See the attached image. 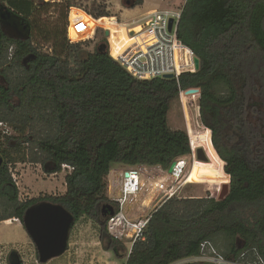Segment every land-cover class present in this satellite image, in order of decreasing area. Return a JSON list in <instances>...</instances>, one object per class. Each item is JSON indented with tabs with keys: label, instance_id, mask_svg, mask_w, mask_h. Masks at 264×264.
Returning <instances> with one entry per match:
<instances>
[{
	"label": "trees",
	"instance_id": "obj_1",
	"mask_svg": "<svg viewBox=\"0 0 264 264\" xmlns=\"http://www.w3.org/2000/svg\"><path fill=\"white\" fill-rule=\"evenodd\" d=\"M0 1L30 30L24 41L0 32V123L13 131L0 126V222H21L37 202L18 199L10 166L28 162L53 174L65 165V193L41 200L62 205L74 224L82 217L97 224L104 249L124 264H176L198 257L204 243L223 250L228 262L264 264V0H185L177 37L199 68L178 81L134 79L110 58L105 39L92 51L69 42L67 12L82 0L62 1L61 32L38 21L47 1ZM100 3L83 6L103 18L90 26L110 16ZM123 3L133 9L143 1ZM37 40L52 42L51 51H39ZM189 89L199 91L200 123L223 162L228 191L222 199H168L127 253L106 231L104 207L112 203L105 178L113 165L167 171L191 154L186 130L168 120L179 92Z\"/></svg>",
	"mask_w": 264,
	"mask_h": 264
},
{
	"label": "rangeland",
	"instance_id": "obj_2",
	"mask_svg": "<svg viewBox=\"0 0 264 264\" xmlns=\"http://www.w3.org/2000/svg\"><path fill=\"white\" fill-rule=\"evenodd\" d=\"M50 4V8L45 12H40L37 16L38 21L44 27H58L59 32L63 29V6L64 0H45ZM105 1L110 16H115L116 20L123 23H129L142 18L149 9H180L185 0H142L144 4L138 6L137 9L125 8L122 0H82L80 6L89 8L92 2L99 4ZM102 4V3H100ZM125 9L129 12L126 14ZM106 24V23H105ZM98 36L91 44H83V48L92 51L95 44L102 38ZM39 51L49 53L53 47V43H44L37 40ZM182 103L179 100L173 102L168 115L169 126L173 129L188 130L194 149H204L207 156V162H201L196 159V153L193 152L186 157L187 164L183 173L169 185L174 189V196L178 198H214L219 199L220 191L224 186V177H228L222 170L223 162L218 159L210 144L209 133L199 119L198 97L184 96ZM184 108V109H183ZM188 124V129L186 125ZM9 130L8 135L13 134ZM119 166V165H113ZM148 169V168H146ZM12 180L18 190V199L20 201L37 200L41 202L44 197H58L65 193L66 186L64 177L66 170L60 173H46L40 165L26 163L16 164L9 167ZM69 171V170H68ZM167 171L160 168H154L144 172L141 176V187L136 201L127 202L122 210L125 216L137 219L147 216L154 212L164 199V192L160 193L159 182L166 177ZM171 179L168 182H171ZM229 186V178H227ZM153 184L155 186L153 187ZM168 189V188H167ZM151 193V197L146 200L147 195ZM107 195V192H106ZM108 197V195H107ZM36 202V203H37ZM113 208L114 205L111 204ZM236 243H241L240 239H236ZM127 249L130 248L127 241H120ZM227 242V241H226ZM226 246V245H225ZM211 247L215 255L222 256V251L211 243ZM10 249H17L21 264H41L38 261L37 252L34 244L26 234L20 221L11 219L9 225L0 223V264L6 263V252ZM209 255V254H208ZM212 258H216L214 254L203 258H189L176 264L186 262H205L207 264H217ZM45 264H124V260L116 258L111 251H106L99 241V228L90 219L82 217L71 228L68 240L67 251L61 256L49 260Z\"/></svg>",
	"mask_w": 264,
	"mask_h": 264
},
{
	"label": "built area",
	"instance_id": "obj_3",
	"mask_svg": "<svg viewBox=\"0 0 264 264\" xmlns=\"http://www.w3.org/2000/svg\"><path fill=\"white\" fill-rule=\"evenodd\" d=\"M181 13L182 7L178 10L156 9L129 23L119 22L115 16H109L104 17L107 20L106 24L97 23L90 26V21L98 22L103 18H94L84 8L71 6L67 12L66 36L71 43H87L89 45L103 33L101 39L106 41V49L110 58L134 79L152 80L171 75L172 78L178 81L181 74L197 71L194 63L196 58L194 52L177 37ZM170 20H172V26L169 30ZM105 32H107V35ZM186 91L179 92L182 106L184 96H199V91L195 94H187ZM186 125L188 129L187 120ZM0 126L3 133H9L6 125L0 123ZM187 133L191 142L192 154L194 146L188 130ZM195 151L194 149V154ZM175 162L174 170L178 165H181L178 173V176H180L187 164L186 157ZM65 169L71 171L70 167L62 166V170ZM152 169L154 168L145 166L132 169L123 168L112 172L111 176L108 174L105 178L107 198L116 209V211H113V215L107 218L106 231L110 237L117 241L125 239L130 248L134 242L143 239L152 213L132 219L124 215L122 208L127 202L136 201L141 187V176L144 172ZM125 174H128V176L126 177ZM162 192H164V199L160 205L174 196V189H171V187L160 193ZM15 220L19 221L18 219ZM211 254L216 257L212 259L217 264H234L224 260L217 254L215 255L209 243L201 245L198 258L209 257Z\"/></svg>",
	"mask_w": 264,
	"mask_h": 264
},
{
	"label": "water",
	"instance_id": "obj_4",
	"mask_svg": "<svg viewBox=\"0 0 264 264\" xmlns=\"http://www.w3.org/2000/svg\"><path fill=\"white\" fill-rule=\"evenodd\" d=\"M172 26V20L169 21L168 29ZM107 35V32H105ZM195 69L199 68V59L195 58ZM164 79H171V75H166ZM197 89H189L187 94L197 93ZM196 159L201 162L207 161L204 149L198 148L196 151ZM2 158L0 156V165ZM176 162H173L167 173H172ZM127 177L128 174H125ZM228 189L224 184L220 191L219 199H222ZM103 213L107 218L113 215V207L106 205ZM21 223L23 228L34 244L37 252L38 261L41 264L47 263L49 260L61 256L67 251L68 240L71 228L74 224V217L60 204H54L47 201H41L29 206L22 217Z\"/></svg>",
	"mask_w": 264,
	"mask_h": 264
},
{
	"label": "flooded vegetation",
	"instance_id": "obj_5",
	"mask_svg": "<svg viewBox=\"0 0 264 264\" xmlns=\"http://www.w3.org/2000/svg\"><path fill=\"white\" fill-rule=\"evenodd\" d=\"M131 1L132 0H123L125 3H130ZM0 32L9 40L13 41H24L30 37L28 25L21 21L17 15L8 11L6 1H0ZM8 59H10V56ZM14 258L17 259L18 264L22 263L17 249L8 250L6 252L5 264H14Z\"/></svg>",
	"mask_w": 264,
	"mask_h": 264
},
{
	"label": "bare ground",
	"instance_id": "obj_6",
	"mask_svg": "<svg viewBox=\"0 0 264 264\" xmlns=\"http://www.w3.org/2000/svg\"><path fill=\"white\" fill-rule=\"evenodd\" d=\"M180 167H181V165H178L176 170H174L172 174H169V173L166 174L165 173L166 177L162 178L160 180V182H159V185H158L159 186V190L162 189V191H164V190H167V188H169V185L172 184V182L176 180L175 177H179L178 173L180 171ZM170 178L173 179V180H171V182H168L170 180ZM154 186H155V184H153V187ZM150 197H151V193L148 195V197H146L145 201H147V199L150 198ZM3 223L9 225L11 223V220L10 221L9 220L8 221H4Z\"/></svg>",
	"mask_w": 264,
	"mask_h": 264
},
{
	"label": "crops",
	"instance_id": "obj_7",
	"mask_svg": "<svg viewBox=\"0 0 264 264\" xmlns=\"http://www.w3.org/2000/svg\"><path fill=\"white\" fill-rule=\"evenodd\" d=\"M143 4H144V2H143ZM143 4H142V5H143ZM139 6H140V5H139ZM137 8H138V6L135 7V9H137ZM129 9H130V8H129ZM107 10H108V9H107ZM153 10H156V9H149L148 11H146L145 14H147V13L153 11ZM125 12H126V14H128V13L131 12V11H128V9H125ZM123 168H125V167L114 166V167L111 168V170H110V172H109V175L111 176L112 172L119 171L120 169H123ZM147 197H148V195H147ZM7 221H8V220H7ZM9 221H10V220H9ZM3 222H4V221H3ZM3 222H0V223H3Z\"/></svg>",
	"mask_w": 264,
	"mask_h": 264
}]
</instances>
